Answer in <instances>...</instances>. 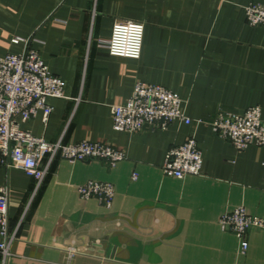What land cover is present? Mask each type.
Instances as JSON below:
<instances>
[{
    "label": "crops",
    "instance_id": "0c3cea01",
    "mask_svg": "<svg viewBox=\"0 0 264 264\" xmlns=\"http://www.w3.org/2000/svg\"><path fill=\"white\" fill-rule=\"evenodd\" d=\"M264 0H0V56L19 53L15 36L31 37L64 97L53 111L22 123L49 142H104L125 152L114 164L56 157L35 190L18 168L0 164L16 239L6 264H264V230L247 232L245 254L219 225L236 206L264 218V147L237 151L207 123L217 109L258 106L264 119V26L246 22L244 7ZM144 24L139 59L109 55L116 20ZM137 82L161 85L187 103L190 124L136 133L112 128L110 107ZM193 135L198 175L164 174L166 152ZM46 158H44L45 160ZM135 174V176H133ZM108 182L106 207L78 186ZM1 264V256H0Z\"/></svg>",
    "mask_w": 264,
    "mask_h": 264
},
{
    "label": "built area",
    "instance_id": "2783aa9c",
    "mask_svg": "<svg viewBox=\"0 0 264 264\" xmlns=\"http://www.w3.org/2000/svg\"><path fill=\"white\" fill-rule=\"evenodd\" d=\"M244 11L249 25L264 26V5L252 2L244 7ZM143 34L142 22L116 20L105 42L108 54L139 59ZM31 41V37L15 36L11 42L22 43L21 52L0 56V164L8 169L18 168L32 177L36 190L56 157L70 162L102 159L110 164L124 159V151L104 142H49L22 127L23 122L39 112L43 122H46L53 111L47 99L64 97L65 82L50 72ZM186 106V101L177 93L161 85L137 82L129 98L110 107L112 128L132 134L145 127L165 129L172 122L190 124L192 119L186 113ZM196 122L210 125L215 135L229 141L237 151L251 144L264 147V119L258 106H250L243 112L219 108L211 120L198 119ZM201 165V150L195 137L190 135L183 143L166 152L162 171L183 178L198 175ZM78 192L82 198L96 197L106 207L110 206L114 196L113 186L108 182L88 181L78 186ZM8 200L7 186L0 185L1 264L7 263L11 255L10 246L16 239L15 231L10 230ZM219 225L236 236L237 251L245 254L248 230H264V218L248 214L240 205L224 212L219 218Z\"/></svg>",
    "mask_w": 264,
    "mask_h": 264
}]
</instances>
